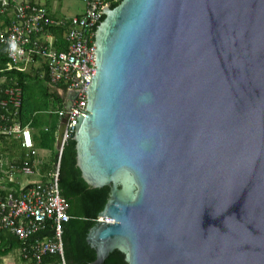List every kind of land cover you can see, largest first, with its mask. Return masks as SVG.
<instances>
[{"label":"water","instance_id":"95a60500","mask_svg":"<svg viewBox=\"0 0 264 264\" xmlns=\"http://www.w3.org/2000/svg\"><path fill=\"white\" fill-rule=\"evenodd\" d=\"M121 1L74 125L94 264H264V0Z\"/></svg>","mask_w":264,"mask_h":264},{"label":"built area","instance_id":"2783aa9c","mask_svg":"<svg viewBox=\"0 0 264 264\" xmlns=\"http://www.w3.org/2000/svg\"><path fill=\"white\" fill-rule=\"evenodd\" d=\"M0 2L2 13L11 8L13 12L9 23H0V48L6 49L8 70L28 72L33 64L40 77L47 79L51 93L60 94L61 107L47 114L58 116V131L60 123L67 120L63 136L66 146L74 138L77 118L83 116L82 111L88 113L87 90L97 67L93 42L109 1L84 0L85 12L69 19L53 18L44 5L32 0ZM63 29L59 39L55 31ZM4 82L0 81V169L11 188L0 196V244L4 236L18 239L23 264H67L63 234L71 216L60 189L65 146L56 158L50 150L48 157L41 156L37 130L31 124L23 126L19 119L22 88L16 82L3 89ZM43 129L50 131L49 126ZM9 141H14L24 155L15 147L4 149V142ZM43 232L49 235L39 237Z\"/></svg>","mask_w":264,"mask_h":264},{"label":"trees","instance_id":"16d2710c","mask_svg":"<svg viewBox=\"0 0 264 264\" xmlns=\"http://www.w3.org/2000/svg\"><path fill=\"white\" fill-rule=\"evenodd\" d=\"M108 1L111 9H115L122 2L121 0ZM5 15L2 13L0 2V19ZM55 33L59 36V39H62L64 29L57 30ZM8 64L9 59L6 49L0 48V79H6L2 84V88L6 89L18 82L23 91V103L19 119L23 126L31 124L37 130V144H39L40 148L51 150L49 149L50 147L43 148L41 145L43 144L46 147V145L52 146L56 144L59 118L56 115L47 113L60 108L63 99L58 92L51 93L47 79H41L39 74L34 72H22L17 69L8 70ZM39 84H43L40 93V103L33 100L37 92L35 86L37 88ZM43 126H49L50 131L45 132L42 128ZM18 154L24 155V153ZM60 189L63 198L69 205V215L71 216V220L65 226L63 234L67 264H94L96 252L88 244L87 235L98 222L99 214L104 210L108 202L110 188L94 189L85 182L81 170L77 166V151L74 138L67 142L63 151ZM6 193L7 191L0 187V196H4ZM47 235H49L47 232L38 234L39 237ZM19 247H21V243L18 239L11 236L2 237L0 262L4 256L9 255ZM104 264H127V262L124 254L115 251Z\"/></svg>","mask_w":264,"mask_h":264},{"label":"rangeland","instance_id":"374dc122","mask_svg":"<svg viewBox=\"0 0 264 264\" xmlns=\"http://www.w3.org/2000/svg\"><path fill=\"white\" fill-rule=\"evenodd\" d=\"M50 5L53 7V10L58 11L59 16H67V17H74V16H80L85 12L86 5L84 0H51ZM28 70L30 71V66L28 67ZM43 88V84H39L35 89L37 90L36 94L33 97V100H36L37 102H41V89ZM43 148H49L52 152L54 158H56V155L58 153V145L56 144L49 146L46 145V147L41 145ZM48 146V147H47ZM38 148H40L38 144ZM48 149H41L40 154L42 157H48L49 153ZM0 264H23L22 260L19 258V253L17 250L10 253V255H7L6 257H3L1 259Z\"/></svg>","mask_w":264,"mask_h":264},{"label":"crops","instance_id":"0c3cea01","mask_svg":"<svg viewBox=\"0 0 264 264\" xmlns=\"http://www.w3.org/2000/svg\"><path fill=\"white\" fill-rule=\"evenodd\" d=\"M36 2H38V3H40V4H42V5H44L46 8H47V10L49 11V13H50V15L53 17V18H55V19H69V17H67V16H59V12L58 11H55V10H53V7L50 5V1L51 0H35ZM12 15H13V12L12 11H10L9 13H7L5 16H2V18L0 19V23H3V24H7V23H9L10 22V20H11V17H12ZM70 18H72V17H70ZM30 68H31V70L29 71V70H27L28 72H34L35 74H38L39 72H38V70L36 69V67L35 66H33V64H32V66L30 65ZM45 126H43L42 128H44ZM47 127V126H46ZM35 129V128H34ZM43 130V129H42ZM17 147V148H15V150H16V152L17 153H24L19 147H18V145L17 144H15L14 143V141H9L8 143L7 142H4V149H6V147H10V148H12V147ZM13 153V152H12ZM5 159H9V158H7V157H5ZM9 161V160H8ZM25 181V180H24ZM4 186H8V188L6 189V190H10V188L11 187H9V185L4 181V174L2 173V171H1V169H0V187H4ZM1 188V189H2ZM5 189V188H4ZM3 189V190H4ZM5 190V191H6ZM12 253V252H11ZM10 255V254H9ZM4 257H6V256H4Z\"/></svg>","mask_w":264,"mask_h":264},{"label":"bare ground","instance_id":"6f19581e","mask_svg":"<svg viewBox=\"0 0 264 264\" xmlns=\"http://www.w3.org/2000/svg\"><path fill=\"white\" fill-rule=\"evenodd\" d=\"M33 2H36L35 0H32ZM36 3H38V2H36ZM40 4V3H39ZM10 11H12V8L8 11V12H6V13H4V14H7V13H9ZM30 73V72H29ZM40 76V75H39ZM41 78V77H40ZM42 79V78H41ZM3 80H6L5 78H3V79H0V81H3ZM3 189V188H2ZM6 191H8V190H6ZM105 221H107V220H105ZM110 222V221H109Z\"/></svg>","mask_w":264,"mask_h":264}]
</instances>
